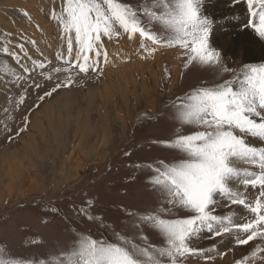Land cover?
I'll return each instance as SVG.
<instances>
[{
	"label": "rangeland",
	"instance_id": "1",
	"mask_svg": "<svg viewBox=\"0 0 264 264\" xmlns=\"http://www.w3.org/2000/svg\"><path fill=\"white\" fill-rule=\"evenodd\" d=\"M220 1L230 0H203L201 14L211 20L210 14L214 10L211 7ZM17 2L20 5H8L6 0L0 4V46L7 38L11 42V50L18 52L14 45L35 40L30 35L39 25L40 37L45 35L41 39L47 38L43 42L45 47L37 42V47L26 43L25 48L32 58L51 60L59 65L61 62L55 61V53L60 49L61 40L57 26L49 16L54 7L53 0ZM60 2L55 0L57 10ZM121 2L135 7L140 0ZM230 5L220 12L228 10L229 14V8L234 6ZM24 12L29 14L31 21L23 15ZM40 15L44 24L38 22ZM212 30L209 44L220 52L221 63L231 70L225 74L230 79L245 63L242 57L224 53L215 46ZM126 41L130 42L122 37L119 43L106 42V48L108 51L111 48L123 51ZM130 43L135 44V52L123 62L119 71L123 68L127 71L130 65L140 67L136 53L138 41ZM121 55L126 58L125 53ZM21 58L23 60L22 54ZM23 62L30 65V61ZM101 68L102 75L80 74L72 87L61 88L51 98L41 101L38 97L58 81L46 80L48 73L41 74L37 69L32 79L15 82L12 71L19 73L22 70L10 56L0 52V259L8 264H41L42 261L51 264L52 258L69 248L77 235L113 240L115 233L130 234L133 231L131 218L126 213L141 214L157 205V195L148 183L152 175L149 165L160 159L166 162L174 159V153L159 143L174 136L173 102L202 83L218 79L215 68L197 64L184 69L181 64L173 86L172 76L170 80L163 76L158 81L157 91H154L155 111L152 112L149 98L142 96L141 81L137 83L139 86L133 87L132 91L134 88L136 91L132 94L131 90L126 94L115 91L110 84L103 86L104 90L101 83L114 67L108 64L106 67L101 65ZM60 79H63V74ZM111 80L116 82V78ZM35 83L41 87L36 88ZM21 95L25 96V101L18 105ZM46 107L47 112L44 111ZM72 150L80 157L82 169H78L75 157H71ZM17 165H23V168ZM32 183L35 186L29 189ZM224 204L216 205L217 214H227ZM231 208L239 210L235 205ZM88 215L98 219L94 222L88 219ZM144 234L148 236V243L160 245V237L151 230ZM207 237V232L201 233L191 246L205 251L215 247V252L210 253L215 260L210 264H235L248 256L244 255L247 247L251 253V246L257 243L250 242L241 248L235 245L233 249L226 250L222 243L217 242L222 237ZM186 264H205V260L192 256ZM254 264H264V259L258 258Z\"/></svg>",
	"mask_w": 264,
	"mask_h": 264
},
{
	"label": "snow or ice",
	"instance_id": "2",
	"mask_svg": "<svg viewBox=\"0 0 264 264\" xmlns=\"http://www.w3.org/2000/svg\"><path fill=\"white\" fill-rule=\"evenodd\" d=\"M202 2L140 0L134 7L121 0H61L57 10L53 0L49 16L61 40L55 53L59 65L29 55L25 44L37 47L36 40L14 45L18 52L11 50L7 38L0 46V52L22 70L12 71L15 82L32 79L37 69L48 73L46 80L58 81L38 97L41 101L61 88L72 87L80 74L100 76L101 65L123 60L119 52L110 53L106 48V42H119L122 37L138 41L141 59L175 48L184 69L198 64L217 70V80L202 83L172 104L175 133L159 143L174 153V159L149 165L152 175L148 183L157 195V205L141 214L126 213L131 218L130 234L115 233L113 240L77 235L51 264H186L192 256L210 264L215 260L210 254L215 247L205 251L191 246L203 232L212 239L234 235L237 246L260 242L235 264L264 259V64H245L232 78H226L231 70L209 44L212 21L201 14ZM246 2L252 17L247 26L264 40V0ZM23 15L31 21L27 12ZM164 73L170 80L171 72L165 68ZM35 87L41 85L35 83ZM24 101L21 95L17 104ZM218 198L229 207L242 208L243 222L234 220V212L216 214ZM176 212L183 215L176 216ZM88 219L95 222L98 218L88 215ZM148 230L160 237L159 246L148 243L144 234ZM0 264L8 262L0 259Z\"/></svg>",
	"mask_w": 264,
	"mask_h": 264
},
{
	"label": "bare ground",
	"instance_id": "3",
	"mask_svg": "<svg viewBox=\"0 0 264 264\" xmlns=\"http://www.w3.org/2000/svg\"><path fill=\"white\" fill-rule=\"evenodd\" d=\"M3 1L4 0H0V4ZM6 1L8 2V5H20V3L17 2V0H6ZM234 1L237 2V3L235 4ZM228 5H230V6L234 5L233 7H231V8H234V9L231 10V8H229L230 9L229 10V14L227 12L228 10L226 12H224V13H221L225 8H228ZM209 7H211V6H209ZM212 8L214 10L211 11L212 14H210V15H211V20H212V29H213L212 31L214 32L213 33L212 40L215 43V46H217L218 48H220L221 50H223L224 53H227V54L231 53L235 57L236 56H239V58L242 57L241 59H243V61H244L245 64H253V65L264 64V40H261L258 37V35L255 33V31H254L253 28L248 29V26H247L248 25V21L250 19H252V17L250 16V14L248 12L246 0H238V1L237 0H230L228 2H222V1H220V2H217L216 4H214V6H212L211 9ZM220 10H222V11L220 12ZM41 16L42 15H40L39 18L37 16L36 17H37L39 23L42 22L41 24H44L43 20H41V18H42ZM31 17H33V16H31ZM256 22L258 24V20ZM41 34L42 33H40V30H38L37 27H36V28H34L33 35H30V36L32 38H34L39 43L38 45H41V46L45 47L44 44H43V42H45L47 38L44 37L43 39H41V37L44 35L43 34L40 37ZM50 39L52 40V38H50ZM113 47H115V46H113ZM115 49H112L111 48V50L109 52L112 53ZM117 49H116V51L114 53L119 52L120 55H121V53H125L126 54V58L124 57L125 59H123V60L117 58V59H115L117 61L114 60V61H111L109 63L110 64V67H114V69L112 70V73H107L108 75H105L106 80H104L103 84L101 83L102 87L103 86H107V85L110 84L111 87H112V89H114L115 91H121L123 93L125 92V94H126V92H128L129 90H131V93L130 94H132V93H134L136 91L135 88L137 86H139V84H137V83L141 81L143 83V85H141V86H142V88L144 90L143 93H142V96L144 98V96L146 95L149 98L148 99V104H149V101H150L149 108L152 110V112H154L155 111V105H154V103H155V98H154L155 92L154 91L155 90L157 91L158 81H160L161 78L163 76H165L164 69L167 68L171 72V76H172V80H173L171 86L174 85L175 81L177 80V76L180 74L182 59L177 57V49H175V48H173V49H161V50H158L153 57H150V58H148L146 60L139 58V63H140L139 65H140V67L130 65V66H128L126 68L127 71L123 67L122 68L125 71H123V69H122V71H119V70H120L121 66L124 65L123 62L125 60H128L127 58L130 59V54H132V53L135 52V44H132V43L126 41L125 44L123 45V51H120V50H117ZM249 49H251L252 51L249 50ZM130 62H132V61H130ZM109 78H111V79L116 78V82H114L113 80H111ZM150 82H152V83H150ZM133 87H135V88L132 91ZM100 88H101V86H100ZM104 88L105 87H103V89ZM109 88H110V86H109ZM99 91H97V92H99ZM99 94H100V92H99ZM133 95L136 96V94H133ZM126 96H124V97H126ZM122 98H123V94H122ZM114 99H115V97H114ZM125 102L127 103L126 100H125ZM44 111H46V112L48 111L47 110V107H46V109L44 108ZM44 111H43V113H44ZM54 115H53V117H54ZM58 116H60V115H58ZM118 116L120 117V113H118ZM53 121H55V120H53ZM34 123H35V121H34ZM102 133H103V131H102ZM79 140H80V138H79ZM70 155H71L72 158L75 157V161H76V164L78 165V169H82V167H83L82 165L83 164L81 165V159H80V157H77L78 155L76 154V151L75 150H72V152H71ZM17 161L19 162V160H17ZM17 161H16V163H17ZM19 163H17V164H19ZM17 166L22 167L23 165L22 166L21 165H17ZM244 167H246V166L244 165ZM22 174L24 175L25 172H22ZM33 183L28 187L29 189H31V188H33V186H35L34 185L35 183L34 184ZM221 199L218 198V200H217V205L219 207L222 204H224L223 202H225V200L223 198H221ZM224 205L227 208V214H230V213H233L234 212V216H233L234 220H236L238 222H243L242 219H238L239 217H241V215L243 213V209L242 208H240L239 206H236V208H239V210L236 209V211H234L233 208H231L232 206L231 207L228 206V203H225ZM218 215H222V214L219 213ZM201 237H204V235H202ZM201 237H200V239H201ZM205 237H206V235H205ZM207 238H209V237H207ZM217 242L219 244L222 243L224 245L223 247H225L226 250L227 249H233L235 247V245H236L235 244V236L234 235H232L230 238H224V237H222L221 239L219 238L217 240ZM257 243H260V242L257 241ZM251 247L253 249V246H251ZM249 248L250 247H247V250L248 251H246V253L244 255H250V251H249L250 249ZM235 252H237V251H235ZM240 255H243V254H240ZM238 257H240V256H238Z\"/></svg>",
	"mask_w": 264,
	"mask_h": 264
}]
</instances>
